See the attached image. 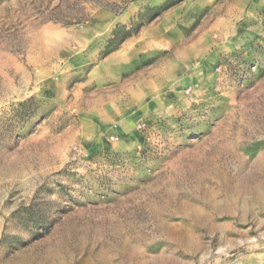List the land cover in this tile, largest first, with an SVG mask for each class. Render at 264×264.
Segmentation results:
<instances>
[{
	"label": "rangeland",
	"instance_id": "obj_1",
	"mask_svg": "<svg viewBox=\"0 0 264 264\" xmlns=\"http://www.w3.org/2000/svg\"><path fill=\"white\" fill-rule=\"evenodd\" d=\"M0 264H264V0H0Z\"/></svg>",
	"mask_w": 264,
	"mask_h": 264
}]
</instances>
